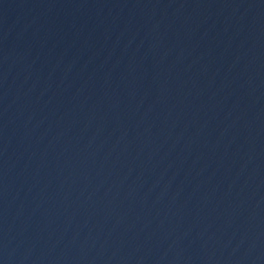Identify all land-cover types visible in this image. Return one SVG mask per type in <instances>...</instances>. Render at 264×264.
Listing matches in <instances>:
<instances>
[{
	"label": "water",
	"instance_id": "water-1",
	"mask_svg": "<svg viewBox=\"0 0 264 264\" xmlns=\"http://www.w3.org/2000/svg\"><path fill=\"white\" fill-rule=\"evenodd\" d=\"M0 264H250L140 157L23 0H0Z\"/></svg>",
	"mask_w": 264,
	"mask_h": 264
}]
</instances>
